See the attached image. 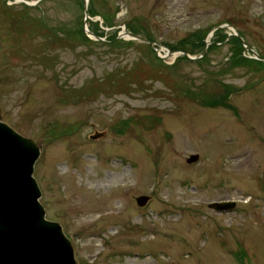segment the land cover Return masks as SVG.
Masks as SVG:
<instances>
[{
	"label": "rangeland",
	"instance_id": "374dc122",
	"mask_svg": "<svg viewBox=\"0 0 264 264\" xmlns=\"http://www.w3.org/2000/svg\"><path fill=\"white\" fill-rule=\"evenodd\" d=\"M87 2L104 40L85 0H0L2 120L78 264H264V67L230 35L264 57V0Z\"/></svg>",
	"mask_w": 264,
	"mask_h": 264
},
{
	"label": "water",
	"instance_id": "95a60500",
	"mask_svg": "<svg viewBox=\"0 0 264 264\" xmlns=\"http://www.w3.org/2000/svg\"><path fill=\"white\" fill-rule=\"evenodd\" d=\"M84 8L86 34L104 40L87 27V0ZM224 26L228 25L216 26L212 32ZM122 34L118 38L129 37L154 44L132 31ZM231 35L238 36L246 48L253 50L239 33ZM209 43L201 56L207 51ZM179 51L189 59L198 58L183 50ZM257 58L264 60L259 54ZM106 133L96 130L90 138L99 139ZM40 151L41 145L3 121L0 112V264H78L71 239L61 223L46 217L45 207L39 200L41 190L34 169ZM199 159L200 155L193 153L187 162L194 163ZM149 199L148 195L136 198L140 206H145ZM209 206L218 212H227L236 207V201H214Z\"/></svg>",
	"mask_w": 264,
	"mask_h": 264
},
{
	"label": "trees",
	"instance_id": "16d2710c",
	"mask_svg": "<svg viewBox=\"0 0 264 264\" xmlns=\"http://www.w3.org/2000/svg\"><path fill=\"white\" fill-rule=\"evenodd\" d=\"M89 10H91L90 6H89ZM127 25L131 28L132 32H134L136 30L134 25H132L130 23H128ZM95 34L98 35L97 33H95ZM227 36H229V35L225 34L223 37L226 38ZM232 40L235 43V47H234L235 53L234 54H235V58H236L235 62L237 64H241V62H245V61H255V62H257L256 65L264 67V60H260V59H256V58L249 59V58L245 57V55H243L242 52H244V50L246 48L243 46V43L241 42V40L237 36H232ZM184 57H185V59L191 60L185 55H184ZM229 96H230V92L226 91L224 94H222V95H220L218 97H215V98H212V99H209V100L205 101L204 104L209 105L211 107L222 105V106H225L227 108L228 107L232 108V104L228 101L229 100Z\"/></svg>",
	"mask_w": 264,
	"mask_h": 264
}]
</instances>
